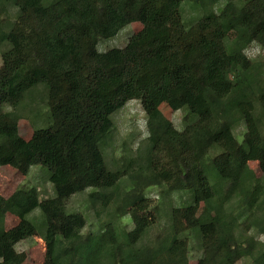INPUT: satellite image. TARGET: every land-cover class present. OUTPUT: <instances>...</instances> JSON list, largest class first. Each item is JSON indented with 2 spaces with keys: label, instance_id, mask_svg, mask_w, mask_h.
Returning <instances> with one entry per match:
<instances>
[{
  "label": "trees",
  "instance_id": "obj_1",
  "mask_svg": "<svg viewBox=\"0 0 264 264\" xmlns=\"http://www.w3.org/2000/svg\"><path fill=\"white\" fill-rule=\"evenodd\" d=\"M184 3L198 12L187 25ZM132 23L142 29L124 48L98 51ZM254 44L264 49V0H0V167L45 168L54 192L0 195V264H25L17 246L37 234L44 264H190L192 242L197 264H264V64L248 55ZM38 86L49 122L26 140L18 111ZM130 100H141L147 138L136 168L111 169L101 144ZM164 103L183 113V130ZM154 187L189 199L147 240L160 218ZM89 189V206L109 218L85 233L68 202ZM36 210L40 220L28 219ZM8 214L19 220L9 229ZM127 216L132 227H119Z\"/></svg>",
  "mask_w": 264,
  "mask_h": 264
},
{
  "label": "rangeland",
  "instance_id": "obj_2",
  "mask_svg": "<svg viewBox=\"0 0 264 264\" xmlns=\"http://www.w3.org/2000/svg\"><path fill=\"white\" fill-rule=\"evenodd\" d=\"M183 19L187 25L193 21V18L198 16V12L188 4L183 5ZM11 14L15 15L14 10L11 9ZM142 29L140 23H132L127 25L119 33L106 40L98 43L97 49L99 52H106L110 49L124 48L132 36ZM230 37L233 39L235 33H231ZM7 46L3 45L0 48V65L2 62V52L6 50ZM248 55L254 58L261 64H264V49L254 44L248 49ZM41 89L43 86H38L33 89V93L19 108L21 119L18 122L20 135L29 140L35 129H42L48 126L49 114L48 110L42 102ZM164 116L170 120L178 130H183L185 127V120L183 113L173 111L167 104H162L160 107ZM115 128L112 135H109L101 144V149L106 158V162L111 169H125L127 165L136 168L139 163L140 146L147 138L146 116L142 107L141 100H130L119 110L114 112L111 116ZM242 127L236 130L237 139L241 141ZM250 167L257 175H261V169L257 162H251ZM49 172L45 168L33 166L27 175L22 174L10 166L0 167V195L8 198L21 186L37 187L39 190L40 200L51 198L54 195L53 185L49 182ZM90 189L82 194L73 196L68 202V210L73 212H81L87 218V227L84 232L97 231L99 227L108 220V213L105 211L100 217H97V210L101 206L97 205V209L93 210L88 204V195ZM150 205L157 207L159 210V217L157 219L158 225L149 231L147 240L155 238L159 233L161 227L167 222V215L170 208L183 204L184 199L188 198L187 194H164L162 189L157 187L148 189L147 192ZM189 199V198H188ZM112 208V205H110ZM40 220L39 210L34 211L28 219ZM19 222L18 218L8 214L6 216L5 226L7 229L14 227ZM127 224H130L127 226ZM123 225V227H122ZM119 227L130 229L131 217H125L119 223ZM264 241V238H260ZM193 256L190 264H197L198 251L197 246L192 242ZM17 250L24 252L27 255L25 264H44L47 255V246L43 238L37 234L17 246ZM238 264H249L248 262H240Z\"/></svg>",
  "mask_w": 264,
  "mask_h": 264
}]
</instances>
